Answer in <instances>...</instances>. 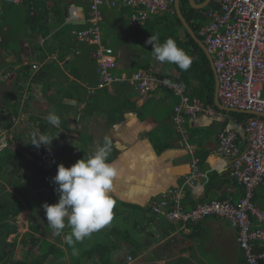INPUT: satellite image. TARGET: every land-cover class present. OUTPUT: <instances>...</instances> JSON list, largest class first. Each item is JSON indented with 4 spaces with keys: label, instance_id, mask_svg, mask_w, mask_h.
Returning a JSON list of instances; mask_svg holds the SVG:
<instances>
[{
    "label": "crops",
    "instance_id": "crops-1",
    "mask_svg": "<svg viewBox=\"0 0 264 264\" xmlns=\"http://www.w3.org/2000/svg\"><path fill=\"white\" fill-rule=\"evenodd\" d=\"M193 2L196 6L205 3ZM210 4L215 5L211 0L204 8H194L189 2L197 11L208 7L207 12ZM88 6L84 0H0V75L8 76L0 80V140L7 137V146L0 151L23 152L28 160L53 161L70 167L108 140L112 145L109 161H116L120 170L110 193L115 202L110 226L82 242L74 240L69 251L65 233L58 240L44 222L41 224L40 237L56 244L65 254L55 262L50 257L45 264H81L80 260L84 264H102L107 256L112 264H244L236 230L227 221L208 218L184 226L173 224L163 215L152 214L150 203L184 183L193 157L198 159L199 170L206 178L194 184L195 193L186 190L188 207L209 200H239L243 188L229 178L230 160L218 153L219 134L243 126L250 118L264 116L221 110L215 114L212 110V116L184 117L178 127L172 115L181 97L173 86L183 87L174 78L160 75L164 67L156 65L155 58L135 70L136 63L142 61L139 44L121 37L125 25L129 30L136 28L130 25L133 12L123 14L125 7L121 6L104 8L100 24L102 45L113 50L117 62L112 74L127 76L151 68L171 87L147 95L138 93L129 82L98 89L97 63L93 58L97 46L77 38V32L90 26ZM61 9L66 16L64 21L59 17ZM26 10L30 17L47 18L49 35L44 37L31 30L24 19ZM70 11L75 12L73 20H67ZM173 11L176 13V7ZM207 12L201 26L207 22ZM49 113L60 116L61 124L55 130L49 129L52 139L47 147L36 148L30 142L48 133ZM237 144L243 153L246 144L240 136ZM30 151H38V158ZM26 170L24 167L23 172L29 175ZM2 177L0 185L7 188L13 175L5 170ZM46 190L41 188L35 193ZM255 193L257 206L264 210V183ZM57 194L51 195L53 201ZM44 203L39 205L40 215ZM29 212H23L28 215L18 228L21 236L29 231ZM110 241L117 247L108 255ZM98 245L105 248L99 249ZM257 248L262 250L258 253L264 252V245H255V252ZM27 249L30 247H23V259L27 258ZM34 251L38 255L37 248ZM79 255H83L82 259Z\"/></svg>",
    "mask_w": 264,
    "mask_h": 264
},
{
    "label": "built area",
    "instance_id": "built-area-1",
    "mask_svg": "<svg viewBox=\"0 0 264 264\" xmlns=\"http://www.w3.org/2000/svg\"><path fill=\"white\" fill-rule=\"evenodd\" d=\"M13 1L19 3L21 0ZM84 1L89 5L90 26L77 32V38L97 46L93 58L97 63L98 89L129 82L138 93L147 95L159 88L171 87L151 68L127 76H114L112 71L117 68L116 58L111 48L102 45L100 24L104 8L121 6L132 10L130 25L138 27L154 17L173 13L176 0ZM213 2L215 5H209L207 22L199 28L197 36L214 64L218 100L229 110L264 116V0ZM75 17V12L70 11L67 20ZM7 77L0 75V80ZM173 88L181 97V103L175 107L172 115L178 127L184 123V117L212 116L213 109L206 107L199 99L187 96L178 85ZM238 136L246 144L243 153L237 144ZM6 146L7 137H2L0 149ZM218 153L230 160L229 178L235 179L243 187V195L239 200H209L188 207L185 203L186 190L192 189L195 193L194 184L206 178V174L199 170L198 159L193 157L190 173L184 183L153 200L150 211L154 215H163L170 223L182 226L208 218L227 221L236 230L244 263L260 264L264 260V252L256 253L254 246L264 244V210L256 204L255 191L264 183V118H250L235 130L225 129L219 134Z\"/></svg>",
    "mask_w": 264,
    "mask_h": 264
},
{
    "label": "trees",
    "instance_id": "trees-1",
    "mask_svg": "<svg viewBox=\"0 0 264 264\" xmlns=\"http://www.w3.org/2000/svg\"><path fill=\"white\" fill-rule=\"evenodd\" d=\"M180 9L184 19L197 36L199 27L205 19V17L202 16V12L192 9L187 0L180 1ZM121 11L123 14L132 12L129 11L127 7L123 8ZM29 15L30 11L26 10L24 19L27 24L30 25L31 30L41 33L44 37L49 35L50 29L47 27V18L41 16L30 17ZM59 17L61 21H64L66 18L62 9L59 11ZM132 30H138L139 32L146 30L148 33L146 40L150 35L158 36L161 43L168 38L173 39L177 46L183 49L187 56L191 59V64L187 70H184L174 63H161L156 60V65L164 67V70L160 73V75H166L174 78V80L186 89V92L190 94V96L200 99L205 106H211V108L215 109L216 112H221L214 106L213 103L214 75L210 64L202 49L183 28V25L175 12L172 14H165V16H160L156 20L148 21L143 26L136 27ZM181 30L184 33V37L181 35ZM134 43H136V41H134ZM148 46L150 48L149 54L146 55V52L142 53L143 62H137L135 70L141 69L142 67H145V65H148L152 60H155L154 54L151 51L152 47L151 45ZM146 56L148 58L147 60ZM25 69L26 68L23 70ZM171 70H173L174 73H171ZM160 75L159 77H162ZM19 87L20 86L18 85L17 88ZM49 127L50 125H47V132ZM30 154L33 157L38 158L39 153L38 151H30ZM24 155L25 154H23V152L15 153L8 149L0 151V178L5 170L9 171L13 175L12 180L9 182L13 190H7L6 187H1L2 184L0 185V264H45L50 257H52L53 262H55V260H60V258H63L65 255L64 250L58 248L56 244L40 237L41 223L39 220L41 215L39 212V205L41 201L48 204H54L58 201V194L56 195L57 198L55 201L51 198V195L56 193L54 191L56 186L52 182V177L56 174L57 164L53 161L39 163L33 159L28 160ZM24 167L27 169L26 171L29 172V175H26L23 172ZM238 187L240 189L243 188L240 186ZM41 188H46L47 190L35 193V191ZM24 194L31 195L33 197H31L32 199L28 200L25 204H22L18 198ZM186 200L187 196L185 201ZM26 209L30 210L28 223L29 231L22 235L19 242H17L18 236H16L12 242H8V239L12 235H18L16 220L17 217ZM43 218L44 227L47 230L53 231L47 224L45 215ZM62 233L70 235L71 229L66 227ZM58 240H60V236H58ZM19 244H21L22 247H30L29 250L27 249V251H24L27 255L26 259L18 260L13 257ZM116 245L117 243L110 241L108 246V255L113 249L115 250L117 247ZM98 247L105 248L103 245H98ZM35 248H37L39 252L38 255L33 253ZM66 249L71 251V245L66 243ZM257 249L256 253L262 251L259 248ZM21 252H23V249ZM28 257L31 258V261L28 260ZM102 264H112V262L107 256ZM260 264H264V260H262Z\"/></svg>",
    "mask_w": 264,
    "mask_h": 264
},
{
    "label": "clouds",
    "instance_id": "clouds-1",
    "mask_svg": "<svg viewBox=\"0 0 264 264\" xmlns=\"http://www.w3.org/2000/svg\"><path fill=\"white\" fill-rule=\"evenodd\" d=\"M145 43L151 45L157 61L174 63L184 70L189 68L191 59L173 39L168 38L161 43L158 36L150 35ZM47 123L49 129L55 130V126L61 124V118L49 113ZM51 139L48 130L47 134L34 138L30 143L36 148L42 145L47 147ZM111 151V142L105 140L102 146L97 145L92 155L76 160L70 167L62 163L57 165L52 182L56 186L54 191L58 193V201L54 204L44 203L42 207L54 237L60 236L66 227L71 229V234L65 236L68 245H72L74 240L82 242L89 238L113 218L115 202L110 193L120 170L116 161H109Z\"/></svg>",
    "mask_w": 264,
    "mask_h": 264
},
{
    "label": "rangeland",
    "instance_id": "rangeland-1",
    "mask_svg": "<svg viewBox=\"0 0 264 264\" xmlns=\"http://www.w3.org/2000/svg\"><path fill=\"white\" fill-rule=\"evenodd\" d=\"M207 9H208V7H207ZM207 9H204V10H202L201 12H202V16H204L205 14H206V12H207ZM167 15V14H166ZM165 16V15H164ZM168 17V16H167ZM124 29H126L125 30V32L124 33H122L121 34V37H123L124 39H127V40H131V41H136L138 44H139V48H138V46H137V48L139 49V55L140 54H142L143 52H146V55H148L149 54V52H150V48H149V46L148 45H146V43H145V41H146V38H147V31L146 30H142V32L140 31H138V30H129L130 28H127V25H125L124 26ZM181 35H182V37H184V33H183V31L181 30ZM130 47H131V49L134 51V52H136L137 54H138V51H135L134 49H133V46H131V45H129ZM146 48V49H145ZM148 58H147V56H146V60H147ZM145 60V61H146ZM144 61V62H145ZM142 62H143V56H142ZM209 107H211V106H209ZM213 109V108H212ZM214 111H215V109H214ZM218 112H216L215 111V114H217ZM232 181H235V179H231ZM7 190H10L11 191V187L10 186H7ZM31 197H33V196H31V195H22L20 198H18L19 200H20V202L22 203V204H25L28 200H31L32 198ZM259 202H261L260 200H258ZM261 206H262V204H261ZM42 210H43V207H42ZM41 213L43 214V215H41L40 216V220H39V222L42 224L43 222H44V210L43 211H41ZM27 213H26V216H24L23 215V213H21L18 217H17V220H16V225H17V227L19 228L20 226H21V222L24 220V219H26V217H27ZM113 220V219H112ZM111 220V221H112ZM19 224V225H18ZM43 225V224H42ZM107 226H110L109 224L107 225ZM44 235V234H43ZM45 235H46V232H45ZM16 236H18L17 238V242H19L20 241V239H21V235L18 233V235H16V234H14V235H12L9 239H8V242H12L13 240H14V238L16 237ZM40 236H41V233H40ZM124 236V235H123ZM264 245V244H263ZM73 246V245H72ZM100 248V247H99ZM22 249H23V247L21 246V244H19L18 246H17V248H16V250H15V253H14V255H13V257L15 258V259H18V260H22L23 259V254H22ZM101 249V248H100ZM34 253H36V251H34ZM81 256H83V255H79L78 257H80V259H82V257ZM80 263L81 264H84V262H82V260H80ZM88 264V263H87Z\"/></svg>",
    "mask_w": 264,
    "mask_h": 264
},
{
    "label": "water",
    "instance_id": "water-1",
    "mask_svg": "<svg viewBox=\"0 0 264 264\" xmlns=\"http://www.w3.org/2000/svg\"><path fill=\"white\" fill-rule=\"evenodd\" d=\"M211 0H206L205 3L199 5V6H196L193 2V0H189V2L191 3V5L194 7V8H204L206 7L209 3H210ZM176 7V14H177V17L178 19L180 20L181 24L183 25V28L187 31V33L190 35V37L199 45V47L202 49V51L204 52V54L206 55V58L210 64V67L213 71V75H214V81H215V88H214V105L215 107L218 109V110H221V111H225V112H238V111H235V110H229L225 107H223L219 100H218V96H217V91H218V82H217V77H216V73H215V68H214V64H213V61H212V58L211 56L208 54L205 46L203 45V43L201 42V40L195 35V33L193 32V30L191 29V27L189 26V24L187 23V21L184 19L182 13H181V10H180V7H179V0H176L175 1V6ZM72 24H75L74 22H71ZM243 113V112H241ZM52 133H56V131H53Z\"/></svg>",
    "mask_w": 264,
    "mask_h": 264
}]
</instances>
